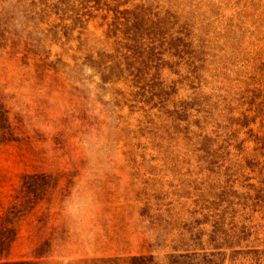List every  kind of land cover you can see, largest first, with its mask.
I'll return each instance as SVG.
<instances>
[{
    "label": "rangeland",
    "instance_id": "1",
    "mask_svg": "<svg viewBox=\"0 0 264 264\" xmlns=\"http://www.w3.org/2000/svg\"><path fill=\"white\" fill-rule=\"evenodd\" d=\"M209 253L264 264V0H0V260Z\"/></svg>",
    "mask_w": 264,
    "mask_h": 264
},
{
    "label": "trees",
    "instance_id": "2",
    "mask_svg": "<svg viewBox=\"0 0 264 264\" xmlns=\"http://www.w3.org/2000/svg\"><path fill=\"white\" fill-rule=\"evenodd\" d=\"M45 178L42 174H29L23 178V186L26 188L28 195L33 196L32 198H39L43 191L46 189L45 184H35L33 180ZM31 198V199H32ZM239 254H229L231 261L235 262L238 260ZM227 254H168L165 262H160L152 254H140L130 257L128 260L119 259L113 260L111 264H224ZM247 264H259L258 254H241ZM101 264H110L106 260H100ZM79 264H95L92 260L79 261ZM0 264H39L36 261L30 260H16V261H1Z\"/></svg>",
    "mask_w": 264,
    "mask_h": 264
}]
</instances>
